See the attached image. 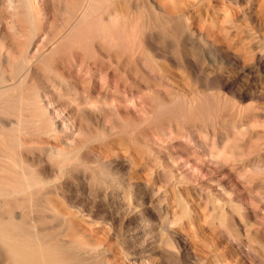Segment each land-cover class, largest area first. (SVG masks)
<instances>
[{
  "label": "rangeland",
  "instance_id": "obj_1",
  "mask_svg": "<svg viewBox=\"0 0 264 264\" xmlns=\"http://www.w3.org/2000/svg\"><path fill=\"white\" fill-rule=\"evenodd\" d=\"M21 171L0 221L65 262L264 264V0H0Z\"/></svg>",
  "mask_w": 264,
  "mask_h": 264
},
{
  "label": "bare ground",
  "instance_id": "obj_2",
  "mask_svg": "<svg viewBox=\"0 0 264 264\" xmlns=\"http://www.w3.org/2000/svg\"><path fill=\"white\" fill-rule=\"evenodd\" d=\"M96 3L98 2H94L95 6H98ZM93 6L92 4V7L90 6L88 8L91 10L95 7ZM86 13L88 14V18L90 17V13L84 11L81 16L84 20L87 16ZM81 20L82 19H80V21ZM26 63L27 62L24 63L23 61V64ZM27 174L22 172V181L14 188L0 189V201L1 199L7 200L15 195L28 194L45 187V182L40 177L29 176V174ZM0 187L3 188L2 186ZM9 221L10 220L7 221L4 218L0 221V261L3 264H71L63 261L49 246L41 244L39 241H34L20 232L17 219ZM34 230H36V228H34Z\"/></svg>",
  "mask_w": 264,
  "mask_h": 264
}]
</instances>
